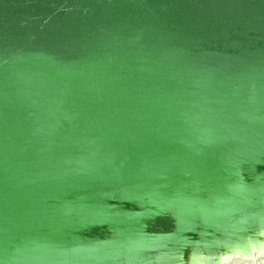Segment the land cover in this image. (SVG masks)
Instances as JSON below:
<instances>
[{
	"label": "water",
	"instance_id": "1",
	"mask_svg": "<svg viewBox=\"0 0 264 264\" xmlns=\"http://www.w3.org/2000/svg\"><path fill=\"white\" fill-rule=\"evenodd\" d=\"M264 258V0H0V264Z\"/></svg>",
	"mask_w": 264,
	"mask_h": 264
},
{
	"label": "bare ground",
	"instance_id": "2",
	"mask_svg": "<svg viewBox=\"0 0 264 264\" xmlns=\"http://www.w3.org/2000/svg\"><path fill=\"white\" fill-rule=\"evenodd\" d=\"M229 264H252V263L246 262V261H243V260H233ZM258 264H264V258Z\"/></svg>",
	"mask_w": 264,
	"mask_h": 264
}]
</instances>
